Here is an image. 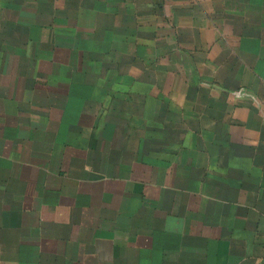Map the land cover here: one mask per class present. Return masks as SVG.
<instances>
[{"label": "crops", "instance_id": "0c3cea01", "mask_svg": "<svg viewBox=\"0 0 264 264\" xmlns=\"http://www.w3.org/2000/svg\"><path fill=\"white\" fill-rule=\"evenodd\" d=\"M0 264H264V0H0Z\"/></svg>", "mask_w": 264, "mask_h": 264}]
</instances>
